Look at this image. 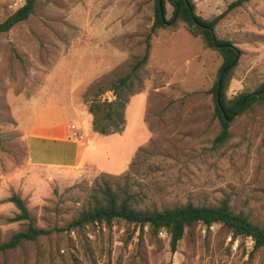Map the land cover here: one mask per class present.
<instances>
[{
    "label": "rangeland",
    "instance_id": "obj_1",
    "mask_svg": "<svg viewBox=\"0 0 264 264\" xmlns=\"http://www.w3.org/2000/svg\"><path fill=\"white\" fill-rule=\"evenodd\" d=\"M193 1L197 15L213 19L238 0ZM24 4L0 0V23ZM155 7L156 0H38L26 22L0 35V245L27 227L9 222L19 213L12 196L25 202L35 227L55 229L1 253L0 264H264V249L254 252L248 238H234L221 224L194 225L175 252L169 234L149 226L68 228L96 180L123 176L137 155L143 208L227 201L264 228V103L238 114L230 140L214 150L221 122L211 90L223 59L183 22L152 37L124 132L93 131L95 93L143 56ZM166 11L169 20L168 0ZM216 36L242 52L227 98L257 90L264 82V0L229 11ZM101 99L114 97L107 91Z\"/></svg>",
    "mask_w": 264,
    "mask_h": 264
},
{
    "label": "trees",
    "instance_id": "obj_2",
    "mask_svg": "<svg viewBox=\"0 0 264 264\" xmlns=\"http://www.w3.org/2000/svg\"><path fill=\"white\" fill-rule=\"evenodd\" d=\"M174 7L171 19H166L167 0H156L155 20L146 37V49L143 56L136 61L131 72L115 81L108 87L101 86L94 95L88 111L93 118V130L102 135L109 136L124 132L126 125V109L130 99L139 94L143 88V80L139 73L147 64L150 56L151 39L159 30L183 22L193 37H200L206 48L220 53L223 63L219 69L217 81L211 90L214 94L216 116L220 119L221 130L213 141V149L225 146L231 138L230 118L239 109L238 114L252 109L257 103H264V82L257 90L243 93L233 99H228L226 91L232 79L234 68L242 55L240 49L230 41L220 40L216 36V28L226 18L229 11L241 6L249 0H238L228 9L213 19H204L196 14V5L193 0H168ZM38 0H25V4L4 22L0 23V35L10 32L15 26L26 22L35 12ZM220 89V100L217 95ZM107 91L112 92L113 101L102 100L101 96ZM2 139L0 138V149ZM143 153V151H141ZM139 155L133 158L126 173L117 178H101L96 180L90 190L89 197L78 217L69 225L84 229L95 223L110 224L113 221L124 222L127 225L139 226L141 231L149 226L153 234L165 231L170 236L172 251H176L187 230L196 224L210 227L221 224L227 227L234 238L252 237L254 252L264 249V228L253 223L248 217L235 213L227 201L216 206H196L187 203L183 206L157 209L155 207L143 208L144 196L137 190L135 182L136 167ZM9 201L18 209L19 213L9 219L10 223L26 222L25 230L17 232L5 243L0 245V254L13 251L24 243H34L43 237L54 233V230L39 229L34 226L31 214L25 202L18 196H12Z\"/></svg>",
    "mask_w": 264,
    "mask_h": 264
},
{
    "label": "built area",
    "instance_id": "obj_3",
    "mask_svg": "<svg viewBox=\"0 0 264 264\" xmlns=\"http://www.w3.org/2000/svg\"><path fill=\"white\" fill-rule=\"evenodd\" d=\"M95 225L96 226H98V225H104V223H95ZM159 234H160V236H163L164 235V232L161 231V232H159ZM248 241L251 243L252 246H254V240H253L252 237H248Z\"/></svg>",
    "mask_w": 264,
    "mask_h": 264
},
{
    "label": "water",
    "instance_id": "obj_4",
    "mask_svg": "<svg viewBox=\"0 0 264 264\" xmlns=\"http://www.w3.org/2000/svg\"><path fill=\"white\" fill-rule=\"evenodd\" d=\"M218 100H220V89L218 91V95H217ZM239 109H237V111L235 112V114L230 118V121H232L233 119H235L238 115Z\"/></svg>",
    "mask_w": 264,
    "mask_h": 264
},
{
    "label": "crops",
    "instance_id": "obj_5",
    "mask_svg": "<svg viewBox=\"0 0 264 264\" xmlns=\"http://www.w3.org/2000/svg\"><path fill=\"white\" fill-rule=\"evenodd\" d=\"M93 131H94V130H93ZM73 142H74V141H73ZM75 142H76V141H75ZM77 142H78V143H84L83 141H77ZM132 155H133V153L130 154V156H129V158H128L129 161H130ZM129 161L125 164V166H124V168H123V171L128 167V165H129V163H130Z\"/></svg>",
    "mask_w": 264,
    "mask_h": 264
}]
</instances>
